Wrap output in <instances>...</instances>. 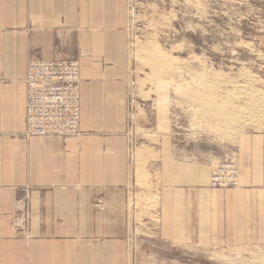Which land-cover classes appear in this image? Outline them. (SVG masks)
Here are the masks:
<instances>
[{"label": "rangeland", "instance_id": "1", "mask_svg": "<svg viewBox=\"0 0 264 264\" xmlns=\"http://www.w3.org/2000/svg\"><path fill=\"white\" fill-rule=\"evenodd\" d=\"M125 12L130 167L126 222L84 223L83 237L66 245L82 250L78 264H264V127L259 122L240 125L249 94L264 101V0H126ZM154 46L181 72L204 69L211 85L208 95L227 118L203 116L183 104L182 93L172 89L181 78H174L172 87L154 80L149 66L142 64L144 51L153 47L149 52H156ZM42 62L77 64L79 96L77 60L28 59L23 136L76 138L80 121L79 134L67 137L49 132L44 121L36 127L27 124V107L37 111L41 98L31 92L29 66ZM222 164L234 168L236 177L220 184L214 180L226 181L218 174L227 170ZM158 172L166 191L164 222ZM18 203L12 225L16 243L4 241V250L44 242L41 234L32 235L25 198ZM111 246L115 255L107 254ZM4 258L3 264H28L24 255Z\"/></svg>", "mask_w": 264, "mask_h": 264}, {"label": "crops", "instance_id": "2", "mask_svg": "<svg viewBox=\"0 0 264 264\" xmlns=\"http://www.w3.org/2000/svg\"><path fill=\"white\" fill-rule=\"evenodd\" d=\"M125 9L126 0H0V264L10 254L24 255L28 264H78L82 250L66 243L83 237L84 223L126 222ZM28 59L78 61L81 135L24 138ZM162 178L158 172L164 222ZM23 198L32 235L44 242L4 250V241L16 243L12 225Z\"/></svg>", "mask_w": 264, "mask_h": 264}, {"label": "built area", "instance_id": "3", "mask_svg": "<svg viewBox=\"0 0 264 264\" xmlns=\"http://www.w3.org/2000/svg\"><path fill=\"white\" fill-rule=\"evenodd\" d=\"M29 75L32 78L31 92L41 96L39 108L32 112L27 107V124L36 127L40 121L49 125V132L63 137L76 136L79 134V96L75 87L78 73V66L75 63H52L42 62L30 64ZM219 169L220 177L226 181L214 180L216 183H227L232 178L235 179L236 171L234 168L227 167L225 164Z\"/></svg>", "mask_w": 264, "mask_h": 264}, {"label": "bare ground", "instance_id": "4", "mask_svg": "<svg viewBox=\"0 0 264 264\" xmlns=\"http://www.w3.org/2000/svg\"><path fill=\"white\" fill-rule=\"evenodd\" d=\"M154 39L155 38H153L152 40H154ZM150 44L148 43V45H150ZM153 45H156V44H153L152 43V46ZM154 47H156V46H154ZM158 47L159 46L156 47V50H157L156 52H158L157 53V56H156V52H149L153 47H151L150 50H146V51L143 50L144 51V54L142 56V60H143L142 62L143 63L140 62L142 64H147L149 66L148 67V68H150L149 69L150 70L149 71V74L154 78V80H157L160 84H166L167 83V85L169 84V86L172 87L173 86L172 85L173 84V81L172 80L174 78L177 79V80L179 78H181L182 80L175 81L176 83H175V85L173 86L172 89L175 90L176 92L178 91L177 93H179V91H180V94L182 93L181 101H182L183 104H185V105L187 104V105H189V107H192L193 109L195 108L196 110L200 111V113L203 116L204 115H212L215 118H223V117L224 118H227L226 117V114L221 109L217 108V106L211 101V98L208 95V91H209V88H211V85H209V83L206 80V74L207 73L205 72V70L201 68L200 71L197 72V71H193V69L187 67L185 70L182 71L183 72L182 73L181 70H180V67H175V66L173 67L172 64H169L170 62H168L169 59L167 60V58H166V52H162L161 53L162 54L161 56L159 55L160 54L159 52L162 49L159 50V49H157ZM153 50H154V48H153ZM171 52H172V50H171ZM142 53L143 52H141V54ZM163 53H165V55H163ZM137 55L138 54L136 53L135 56H137ZM191 56H193V55H191ZM169 57H170V55H169ZM195 60H197V59H195ZM179 62H182V59ZM172 73H173V76H174L173 78H171V76H168V75H172ZM150 79H152V78H150ZM170 82H171V85H170ZM233 83H235V81ZM156 85L158 86V84H156ZM163 88H164V86H163ZM163 88H161V89H163ZM242 88L243 87L237 88V90L240 91V90H242ZM245 88H246V86H245ZM235 91H236V89H235ZM234 92L232 90V93H234ZM235 93H237V92H235ZM236 97H239V96H236ZM240 97H242V96H240ZM240 97H239V99H240ZM243 100H245V98ZM79 108H80V100H79ZM228 118H231V121L232 122H234V120L236 119V117H233V116L228 117ZM240 119L242 121L240 123V125L242 123H250V124H252V123L259 122V123H262V125L264 127V101H263V98H261L259 95H257V96L254 95V93H250L249 94L248 103H246V105L242 107V114H241ZM195 121L198 122V119L195 120ZM207 126H209V125H207ZM212 130H213V127H212ZM218 130H219V128H218ZM221 130H223V129H221ZM221 130H220V132H221ZM216 131H217V129H216ZM217 178H218V176H217ZM145 214H146V212H145Z\"/></svg>", "mask_w": 264, "mask_h": 264}]
</instances>
